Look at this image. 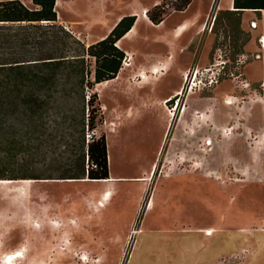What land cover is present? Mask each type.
Returning <instances> with one entry per match:
<instances>
[{"label":"rangeland","instance_id":"obj_1","mask_svg":"<svg viewBox=\"0 0 264 264\" xmlns=\"http://www.w3.org/2000/svg\"><path fill=\"white\" fill-rule=\"evenodd\" d=\"M120 1L127 6L136 4L132 13H144L163 0ZM167 2V15L161 24L155 26L150 19H146L144 23L151 24L147 30L145 24L140 27L141 19L135 25L136 32L129 38L124 36V40L132 41L130 44L139 59L152 52L163 54L167 49L162 44L148 46L153 42L149 39L134 40L138 33L147 36L153 27L157 31L170 29L194 17L197 12L206 11L211 0H193L183 11L175 9L178 0ZM28 6H32V2ZM200 28L203 29L201 32ZM251 37L253 42L250 43ZM259 37V32L241 26L238 14L220 10L213 0L207 16H199L191 31L186 28L174 37L178 43L177 64L165 79L143 85L136 78L128 82V85H139L135 89L141 92L163 91L179 82L184 84L186 92H198L200 88L202 95L207 96V115L202 114L201 137H205L206 144L200 149V157L198 146H191L190 157L177 163L175 152L168 156V142L165 143L156 165L154 182L144 195L136 224L125 239L115 236L106 243H97L70 241L71 236L64 235L62 241H39L37 235H29L28 231L44 221L40 215L42 205L36 204V217L26 220L23 215L24 197L20 194L22 184L0 183V264H175L173 255L178 257L193 245L202 249L208 246L206 251L208 255L214 253L212 258L216 264H264V62L261 61ZM124 40L118 44L122 45ZM73 48L79 49V45L73 43ZM138 49H142L143 54ZM259 53L261 56L257 57ZM89 61L91 66L87 78L91 83L85 87L84 112L86 122L94 116L97 127L93 130L85 128L86 141L105 133L109 125L101 93L112 83L108 80L94 84L95 59L90 57ZM68 77L67 73H63L61 81L66 82ZM111 87L105 88L106 97L112 92ZM58 89L41 92L43 98L49 99L41 112L36 115L11 113L7 124L0 129V171L19 176L9 180L28 179L30 183L27 185L33 187L55 184L57 181L45 180L58 179L48 177L59 176L62 167L74 155L81 131L79 92L73 83L61 84ZM89 98L94 100V110L88 108ZM106 101L110 103V98ZM146 113L124 118L118 126L110 128L108 137L114 155L113 171L135 173L144 164L153 144L160 141L159 132L151 126L150 115ZM124 148L129 150L127 157H124ZM193 148H197L196 154ZM136 151L140 153L138 158L135 157ZM178 168L190 171L200 169V173L206 175L203 176L206 188L185 192L183 196L173 191L176 179L163 178L160 185L156 183L160 174L173 175ZM23 175L41 178H23ZM68 180L74 182L79 179ZM105 181L87 182L89 185L84 189L80 183L61 184V190L69 197H74L77 191L78 194L76 202L64 201L62 209L61 204L58 205L57 211L61 216L56 220L61 224L77 221L90 225V222L101 221L103 214L105 220L114 224L128 221L134 202L126 201L124 210L116 212L113 201L103 200L107 191L103 196L92 198L90 192H96L98 183ZM104 201H107V207L102 211ZM152 201L155 208L151 211L149 205ZM177 203L184 204L185 208L178 211ZM181 216L192 221L210 222L205 229L207 240L202 241L198 236L183 233L172 225L167 226L168 218ZM143 218L159 219L163 225L154 228L153 234L144 232L137 235L132 231ZM215 219L222 221V225H214ZM215 227L220 234L215 233ZM147 245L152 249H147ZM188 260L180 258L178 264H189Z\"/></svg>","mask_w":264,"mask_h":264},{"label":"crops","instance_id":"obj_2","mask_svg":"<svg viewBox=\"0 0 264 264\" xmlns=\"http://www.w3.org/2000/svg\"><path fill=\"white\" fill-rule=\"evenodd\" d=\"M21 1L26 5H28L29 2H32V0ZM192 1L193 0H191V2ZM59 2H61V5H59ZM212 2L213 0H211L206 11L197 12L194 17H190L170 29L157 31V29L152 26L153 30L147 34V36L139 35L138 33V36L134 40L139 38L149 39L153 42L148 46L162 44L167 49L163 54L152 52L149 56L144 57L143 55V57L139 59L138 55H136V51L132 48V44H130L132 41L124 40V35H126L135 25H138V22L141 19L143 20L140 27L145 24L144 26L147 30L150 28V23L147 21L144 23V20L148 19L145 15L147 12L146 10L145 14L141 12L132 13V9L136 4L132 3L127 6V3L123 4L120 0H55V10L58 22L63 24L64 27L69 28L70 31L85 42L87 46L104 39L124 16L134 14L136 17L130 30H128V32H126L116 43V46L124 51L126 56L116 77L111 79L112 83L108 85L112 86V92L106 97L105 92L107 89L105 90V88L108 87L106 86L103 89V93H101V103L104 108V114H106V120L109 123L107 126L108 128L106 127L105 131L109 178H107L105 182L98 183L100 185L96 192H90L92 198H94L95 195L103 196L106 191H110L111 196L107 201L111 200L114 202L116 212H122V210H124L126 201L127 203L134 202L132 209L133 213L128 221L118 224H114L111 220H105L103 214L101 215V221L96 223L90 222V225L88 222H85V224H79L77 221H69L66 224H61L56 220L58 216H61L60 212L57 211V208H59L58 205L61 204L60 208L62 209L64 201H66V203L72 201L76 202L78 194L77 191L74 197H69L67 192L61 190V184L80 183L82 189H84L89 185L87 182L97 181L75 180L73 182L68 179H47L45 181H57L56 183L59 184L53 182L55 184L49 183L50 185H44L42 187L26 185L20 192L24 197L25 208L23 215L26 220L31 221L36 217V213H34L37 208L36 204L39 203V205L41 204L43 207V212L40 215L44 218V221L37 225V227L33 225L35 229L29 230V235H37V240L44 242L62 241L64 235H70V241L82 240L88 242L94 241L97 243H106L114 239L115 236H123L122 238L125 239L128 232L131 231L132 227L136 224L139 205L144 198V195L148 192L151 183L154 182L156 165L165 143L168 142V156L171 155V152H175L174 156H176L175 160L177 163L183 162L190 157V151H192L191 146H198V157H200V149L206 144L204 141L205 137H201V123H203L202 114H204V116L207 115V96L202 95L201 89L199 88L198 92L197 90L186 92L183 89L184 84L179 82L178 85L166 87V90L163 91L154 89L141 92L142 90L138 91L135 89L139 85H128V82L136 78L140 85H143L148 82L153 83L165 79L168 74L174 70L177 64L178 43L174 37L186 28L187 31H191L199 16H202L203 14L205 16L208 15ZM215 3H218L220 10H235L234 0H214V4ZM126 10L129 11L126 12ZM239 16L243 28L248 27L253 32H259L260 36L264 35V9L243 8L239 12ZM252 21H256V27L251 26ZM154 25L156 26L157 24ZM203 25L204 24L201 25V28H203ZM201 28L199 29L200 32L203 30H201ZM252 37L249 41L250 43L253 42ZM122 40H124V43L122 45L118 44V42ZM249 42L247 43L248 45ZM183 49H185V47H183ZM259 49L262 52L261 61L264 62V48L260 47ZM137 51L140 52V54H143L142 49H138ZM129 54L132 55L131 60L133 62L126 65L125 62L128 60ZM143 74L146 75L147 79L144 78ZM117 77L118 79L116 81ZM190 92H193L194 95ZM107 98H110V103L106 101ZM172 100L178 101V105L174 110L170 111V108L175 105V102L173 105L171 104ZM145 112L150 115L149 119L151 126H154V129H157L159 132L160 141L153 144L152 151L146 155V160L138 171L132 174H128V172L117 173L116 171H113L111 165L114 155L109 139L110 137H108L110 128H113L115 125L118 126L124 118H134ZM205 120L206 119H204V126L206 125ZM197 131H200L198 138H196ZM196 150L197 148H193L195 154L197 153ZM123 151L124 157H127L129 150L124 148ZM135 155V157L138 158L140 153L136 151ZM176 171L177 172L173 175L168 174L169 176L160 174L156 179V183L158 182V185H160L163 178H167L168 180L176 179L174 180L175 185L172 186L173 191L174 193L183 196H185V192L199 190L201 187L204 189L206 188V180L203 178V176L206 177V175L205 173L202 175L200 169L198 171H190L178 168ZM160 192H162V190H160ZM155 193L157 194V191ZM107 201H104L105 203L102 205V211L107 207ZM154 208L153 205L151 211ZM184 208V204H178V211H180V209L183 210ZM166 224L167 226L172 225V227H177V230H180L183 233L190 234L191 236H198L204 241L207 240L208 237L205 234V229L207 228V225H210V222H207L206 220L192 221L188 217L184 218L181 216L177 218H168ZM160 225H163V222L159 219L143 218L139 222L137 228L132 232L137 235L144 232L153 234V232H155L154 228L160 227ZM214 225H222V221L215 219ZM217 232H219V229L216 228L215 233ZM148 247L150 250L152 249L150 245L146 246L147 249ZM207 247L202 249L198 248L197 245H193L191 248H187L181 253L180 256L176 257V255H173L176 259L174 260V263L178 264L179 259L185 257L189 258V264H216L213 259L215 257L213 255L214 253H209L208 255L206 251ZM212 256L214 257L212 258Z\"/></svg>","mask_w":264,"mask_h":264},{"label":"trees","instance_id":"obj_3","mask_svg":"<svg viewBox=\"0 0 264 264\" xmlns=\"http://www.w3.org/2000/svg\"><path fill=\"white\" fill-rule=\"evenodd\" d=\"M178 2L175 9L182 11L191 0ZM167 3L163 0L147 11V18L153 24L159 25L167 15ZM234 7L231 12L239 15L243 8L264 9V0H234ZM135 19L134 15L124 16L104 39L87 46L58 22L55 0H32V6L21 0H0V129L7 124L11 113L36 115L41 112L49 103V99L42 97V91H58L61 84L73 83L79 92L82 118L75 153L59 176L48 178L96 181L109 178L105 133L89 141L85 139V128L97 127L95 117L90 116L86 122L84 112L85 87L91 83L87 78L89 59H95L94 84L115 78L126 56L116 43L130 30ZM73 43H77L79 49H74ZM63 73L69 75L66 82L61 81ZM87 105L89 110H94L92 98L87 100ZM17 178L19 176L0 171V179Z\"/></svg>","mask_w":264,"mask_h":264},{"label":"bare ground","instance_id":"obj_4","mask_svg":"<svg viewBox=\"0 0 264 264\" xmlns=\"http://www.w3.org/2000/svg\"><path fill=\"white\" fill-rule=\"evenodd\" d=\"M144 14H145V11H144ZM162 23V22H161ZM136 32V27L134 26L126 35L125 37L126 38H129L133 33ZM131 58H132V55L129 54V58H128V61L126 62V65L128 64H131ZM156 70V69H155ZM158 71V70H157ZM144 75V78H146V75ZM118 78V77H117ZM106 180V179H105ZM0 183L1 184H11V183H17V184H22L21 188L24 189V187L27 185V183H30V180L28 179H21V180H9V179H2L0 180ZM107 195L103 197V200H108L111 196V192L110 191H107ZM153 206V201L150 203L149 205V208H152ZM16 256H19V255H16Z\"/></svg>","mask_w":264,"mask_h":264},{"label":"built area","instance_id":"obj_5","mask_svg":"<svg viewBox=\"0 0 264 264\" xmlns=\"http://www.w3.org/2000/svg\"><path fill=\"white\" fill-rule=\"evenodd\" d=\"M256 25H257V23H256V21H252L251 22V26L252 27H256ZM67 30H69L70 31V29L69 28H67V27H65ZM259 44H260V46H261V48H264V35H261L260 37H259ZM257 57H259V56H261V54L259 53V54H257L256 55ZM128 58H129V56H128ZM128 61V60H127ZM126 61V62H127ZM125 62V63H126ZM176 107V106H175ZM175 107H172V110L175 108ZM171 111V110H170Z\"/></svg>","mask_w":264,"mask_h":264},{"label":"flooded vegetation","instance_id":"obj_6","mask_svg":"<svg viewBox=\"0 0 264 264\" xmlns=\"http://www.w3.org/2000/svg\"><path fill=\"white\" fill-rule=\"evenodd\" d=\"M174 102H177V103H176V107H177V105H178V101H176V100H172L171 104L173 105ZM172 107H173V106H172Z\"/></svg>","mask_w":264,"mask_h":264}]
</instances>
